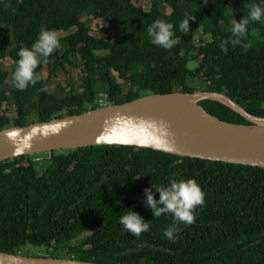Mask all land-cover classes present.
Masks as SVG:
<instances>
[{
	"label": "trees",
	"instance_id": "16d2710c",
	"mask_svg": "<svg viewBox=\"0 0 264 264\" xmlns=\"http://www.w3.org/2000/svg\"><path fill=\"white\" fill-rule=\"evenodd\" d=\"M149 3L146 11L136 0H0V130L151 94H189L199 83L264 118V23L250 22L251 49L229 44L225 54L220 48L232 39L231 19L239 22L247 5L260 0ZM186 16L195 17L188 35L179 30ZM94 20L105 23L103 37L92 34ZM156 20L174 26L178 46L164 50L150 43L147 29ZM41 28L66 33L58 37L61 48L38 66L35 86L8 89L18 52L31 48ZM4 59L13 64L11 74L1 67ZM67 67L80 69L79 89L49 92L58 74L69 76ZM199 105L223 122L249 124L219 103ZM35 158L0 163L1 253L20 255L30 245L46 248L43 258L94 264H264V169L127 146ZM172 179H194L205 193L195 222L178 225L175 242L163 235L173 226L171 215L154 218L144 195L150 189L158 200L153 184L167 186ZM127 210L151 222L149 231L138 238L126 233L119 219Z\"/></svg>",
	"mask_w": 264,
	"mask_h": 264
},
{
	"label": "water",
	"instance_id": "95a60500",
	"mask_svg": "<svg viewBox=\"0 0 264 264\" xmlns=\"http://www.w3.org/2000/svg\"><path fill=\"white\" fill-rule=\"evenodd\" d=\"M219 103L249 124L223 122L200 102ZM136 147L173 156L264 169V118L227 96L205 91L151 94L121 105L0 130V163L45 152ZM0 264H94L0 252Z\"/></svg>",
	"mask_w": 264,
	"mask_h": 264
},
{
	"label": "clouds",
	"instance_id": "9594fccd",
	"mask_svg": "<svg viewBox=\"0 0 264 264\" xmlns=\"http://www.w3.org/2000/svg\"><path fill=\"white\" fill-rule=\"evenodd\" d=\"M248 13L242 16L239 22L231 19V26L228 31L231 33V40L225 39L220 42V48L226 54L228 45H239L244 49H251L252 42L247 41L250 22L264 23V0L260 3L247 5ZM195 17L186 16L179 23L180 32L188 35L190 33L189 21ZM174 26L161 20L154 21L147 29V36L150 43L164 50H170L180 44V38L176 37L173 31ZM247 41V42H245ZM61 48L58 34L55 30L41 28L36 41L31 48H21L18 52L19 59L16 63L12 76L13 86L24 91L29 86H35L41 81V75L37 70L41 64H47L49 57ZM44 89H41L43 91ZM155 192L159 194V199L154 198V193L150 189L144 190L146 205L150 209L154 218L163 215H171L173 226L167 228L163 235L170 241L175 242L174 237L178 231V225H192L195 222L194 212L205 203V193L194 179L175 180L172 179L167 186L153 184ZM119 219V223L126 233H131L134 237H140L142 233L148 232L150 223L135 211L127 210Z\"/></svg>",
	"mask_w": 264,
	"mask_h": 264
},
{
	"label": "rangeland",
	"instance_id": "374dc122",
	"mask_svg": "<svg viewBox=\"0 0 264 264\" xmlns=\"http://www.w3.org/2000/svg\"><path fill=\"white\" fill-rule=\"evenodd\" d=\"M137 6L143 7L144 10L148 11L150 8L149 0H136ZM166 13L169 12V9H165ZM86 19V16L83 17V20ZM105 26V23L102 20H94L91 22V27L93 29L92 34L98 37H103L104 35L100 33L101 29ZM3 33V28H0V41L1 36ZM66 34V33H65ZM63 33H59L58 37L65 36ZM12 62L9 59H4L1 62V67L11 74L12 70ZM194 64H190L189 67H193ZM67 71L69 72V76H66L63 73L58 74L57 77H55L51 83L48 85V91L51 93H58L60 95L69 93L72 88L79 89V74L80 69H71L70 67H67ZM120 83H122L120 81ZM8 89H13V80L12 76H9L8 83H7ZM196 90L203 91V85L198 84V86H195ZM7 115L12 116L13 115V107L12 104H8L7 106ZM22 256H31V257H46L47 250L44 247L39 246H30L28 245L23 251L19 253Z\"/></svg>",
	"mask_w": 264,
	"mask_h": 264
},
{
	"label": "built area",
	"instance_id": "2783aa9c",
	"mask_svg": "<svg viewBox=\"0 0 264 264\" xmlns=\"http://www.w3.org/2000/svg\"><path fill=\"white\" fill-rule=\"evenodd\" d=\"M51 153L52 152H45V153H42V154L35 155L36 158L34 160L39 162V161H42V160L50 159Z\"/></svg>",
	"mask_w": 264,
	"mask_h": 264
}]
</instances>
